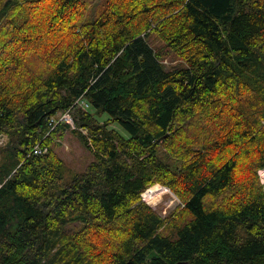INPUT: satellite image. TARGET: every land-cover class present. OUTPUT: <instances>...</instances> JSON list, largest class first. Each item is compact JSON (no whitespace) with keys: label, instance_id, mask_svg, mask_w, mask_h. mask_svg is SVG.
I'll list each match as a JSON object with an SVG mask.
<instances>
[{"label":"trees","instance_id":"16d2710c","mask_svg":"<svg viewBox=\"0 0 264 264\" xmlns=\"http://www.w3.org/2000/svg\"><path fill=\"white\" fill-rule=\"evenodd\" d=\"M103 1L0 0V264H264V0ZM67 109L94 154L68 183Z\"/></svg>","mask_w":264,"mask_h":264},{"label":"rangeland","instance_id":"374dc122","mask_svg":"<svg viewBox=\"0 0 264 264\" xmlns=\"http://www.w3.org/2000/svg\"><path fill=\"white\" fill-rule=\"evenodd\" d=\"M86 9L85 7L82 9V19H88L90 17H95V15L102 11L105 8V2L103 0H86ZM99 3V4H98ZM98 6L96 7V5ZM11 15H14L12 12ZM29 15V10L27 7L23 8L17 14V23L18 25H23L25 19ZM60 37H56V45L61 46V39ZM39 41V40H38ZM45 44V45H44ZM55 45L50 41L47 42L46 40L39 46V50L41 51L42 48L46 49L47 54L51 52L50 47H54ZM23 44L19 43L17 46V51L23 50ZM27 48H30L27 46ZM25 51V49H24ZM23 51V52H24ZM25 58L28 60L29 66L32 68L37 63H40V59L37 60V57L34 52H27L25 54ZM43 61V59H42ZM164 63L167 67H173L177 65H181V60L175 57L174 55L166 56L164 59ZM104 117V116H103ZM207 118L200 114L201 123H203ZM101 120L103 118L101 117ZM111 127H115L119 130L121 128L117 124H112ZM72 129H78L76 127L75 122L70 124V128L66 129L63 133L56 132L54 136H52V140L50 142V148L54 150V152L63 160L64 162V181L66 183L70 182L76 175L80 173H84L87 170L88 165L94 159V154L92 151L84 144V142L79 138V136L72 132ZM81 131L86 134V130L81 128ZM2 139V140H1ZM9 139L7 134L0 135V142L3 141V145L6 144L7 140ZM2 143H0V146ZM46 152H48L49 147L46 148ZM264 170V169H263ZM262 172V171H260ZM246 176L245 171H242L239 174V180L243 179ZM261 184L264 187V178L260 179ZM142 199L149 204L153 210H155L159 215L166 219L167 224L165 231L170 230V225L173 221L176 220L177 216L178 219L182 218L184 214H179L183 207L181 200L177 197V195L168 187L160 184L155 183L148 187L142 193ZM175 215V218L170 221V217ZM170 221V223H169Z\"/></svg>","mask_w":264,"mask_h":264},{"label":"built area","instance_id":"2783aa9c","mask_svg":"<svg viewBox=\"0 0 264 264\" xmlns=\"http://www.w3.org/2000/svg\"><path fill=\"white\" fill-rule=\"evenodd\" d=\"M77 104H78V106L84 107V108L89 106L88 101L84 100V99L78 100ZM49 120L51 121V123H54V124H57L59 121H63V122H66L68 124H72L74 122L73 121V112L68 110V109L65 111H60V112L52 115ZM46 150H47L46 148H42L38 145L35 147L34 152H35V154H43L46 152ZM260 171H262V172H260ZM260 171H259V174H260V177L262 179V178H264V170L261 169Z\"/></svg>","mask_w":264,"mask_h":264},{"label":"water","instance_id":"95a60500","mask_svg":"<svg viewBox=\"0 0 264 264\" xmlns=\"http://www.w3.org/2000/svg\"><path fill=\"white\" fill-rule=\"evenodd\" d=\"M176 264H189L188 262H183V263H176Z\"/></svg>","mask_w":264,"mask_h":264},{"label":"bare ground","instance_id":"6f19581e","mask_svg":"<svg viewBox=\"0 0 264 264\" xmlns=\"http://www.w3.org/2000/svg\"><path fill=\"white\" fill-rule=\"evenodd\" d=\"M104 254V253H103ZM107 255V254H106Z\"/></svg>","mask_w":264,"mask_h":264}]
</instances>
